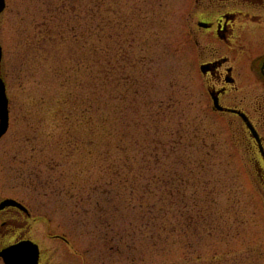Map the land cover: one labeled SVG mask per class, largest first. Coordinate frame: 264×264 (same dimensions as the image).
Here are the masks:
<instances>
[{"label": "rangeland", "instance_id": "obj_1", "mask_svg": "<svg viewBox=\"0 0 264 264\" xmlns=\"http://www.w3.org/2000/svg\"><path fill=\"white\" fill-rule=\"evenodd\" d=\"M207 3L100 0L101 42L94 0H6L0 200L33 213L42 264H264L248 135L214 111L199 67L226 54L239 72L251 57L236 51L264 43L230 48L199 28L219 5ZM90 25L103 75L89 68Z\"/></svg>", "mask_w": 264, "mask_h": 264}, {"label": "flooded vegetation", "instance_id": "obj_2", "mask_svg": "<svg viewBox=\"0 0 264 264\" xmlns=\"http://www.w3.org/2000/svg\"><path fill=\"white\" fill-rule=\"evenodd\" d=\"M208 1V5L216 3L219 5H216L215 11L207 19L198 20V24L203 23L198 26L199 28L214 33L230 48L238 46L237 42L244 39H247V43L242 42V46L253 47L258 36L264 43V0H240L239 7L231 5L232 0ZM236 21L244 23L237 26ZM198 45L200 46V43ZM248 51L250 53L252 49L236 52L238 55H246L245 52ZM249 53L247 56L251 57V61L246 59L242 61L241 64H248V66L240 69L239 72L235 61L233 62L226 54L212 60H205L199 67L211 106L214 109V102L217 100L225 108L214 109V111L233 118V122L240 121L243 124L248 135L247 144L253 153L250 163L252 162L256 180L264 191V49L255 55ZM251 86L255 89L254 93L249 90L244 94L243 89ZM33 217L29 208L24 210L18 206H8L1 210L0 249L15 242L30 239L27 234ZM56 237L70 243L63 235ZM6 239H9L8 243L4 241ZM39 264H42V251Z\"/></svg>", "mask_w": 264, "mask_h": 264}, {"label": "water", "instance_id": "obj_3", "mask_svg": "<svg viewBox=\"0 0 264 264\" xmlns=\"http://www.w3.org/2000/svg\"><path fill=\"white\" fill-rule=\"evenodd\" d=\"M6 8V0H0V13ZM3 49L0 45V64L2 61ZM219 109L221 106L215 102ZM10 122L9 113V98L7 95V88L4 79L0 76V138L7 132ZM9 205L21 204L14 200H5L0 204V210ZM0 256L3 258L6 264H38L40 251L39 246L32 241H22L18 244L9 246L0 251Z\"/></svg>", "mask_w": 264, "mask_h": 264}, {"label": "trees", "instance_id": "obj_4", "mask_svg": "<svg viewBox=\"0 0 264 264\" xmlns=\"http://www.w3.org/2000/svg\"><path fill=\"white\" fill-rule=\"evenodd\" d=\"M88 10H89V14H90V20L92 18L91 12H93V13L95 12L94 13V17H95L94 21H97L98 24L92 28V30L94 28H97V31L94 32L93 35H95L96 33H98V34L100 33L101 34L100 38H101V42H102L103 41V35H104L103 28L105 26H107V20L103 15V5L100 4V0H94V4L91 5V7H88L87 11ZM100 30H102V31H100ZM87 32H88V35L90 38L89 50L91 49V51H90L91 67L89 66V68H90L91 72L97 70L98 73L103 75L102 72H103V68L105 65L104 56L106 53V48L103 45H101V47H100V41L92 39L93 35L91 33V25H90ZM100 80H101V83L97 84V81H100ZM93 82L96 83L95 87H96V91L98 92V95L96 96V98H99L100 96H102L99 94V91H101V89L103 90V87H99V85H102V83H103L102 78L101 77L96 78V76L93 75Z\"/></svg>", "mask_w": 264, "mask_h": 264}]
</instances>
